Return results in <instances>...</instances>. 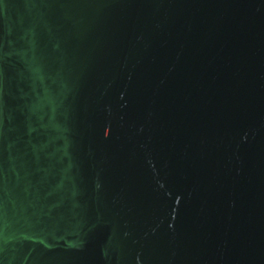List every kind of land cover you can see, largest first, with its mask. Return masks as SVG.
<instances>
[{"label": "water", "instance_id": "1", "mask_svg": "<svg viewBox=\"0 0 264 264\" xmlns=\"http://www.w3.org/2000/svg\"><path fill=\"white\" fill-rule=\"evenodd\" d=\"M0 264H264V0H0Z\"/></svg>", "mask_w": 264, "mask_h": 264}]
</instances>
